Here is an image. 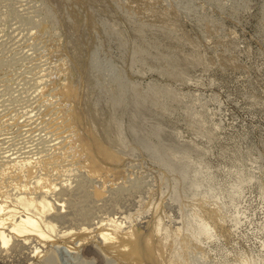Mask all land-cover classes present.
<instances>
[{
  "label": "rangeland",
  "instance_id": "obj_1",
  "mask_svg": "<svg viewBox=\"0 0 264 264\" xmlns=\"http://www.w3.org/2000/svg\"><path fill=\"white\" fill-rule=\"evenodd\" d=\"M134 2L144 5L147 9L145 12L170 13L168 12L170 9H176L182 28L180 30L189 34L182 36L184 39L180 37L175 40L174 37L177 35H183L179 30H166L167 34L159 31L158 35L156 31L153 33L138 31L142 25L139 23L142 14L134 11ZM60 3L63 12L59 8ZM147 7L151 9L148 10ZM73 8L81 14L74 16L76 11ZM75 19H78V26L70 24L71 20ZM160 36H163V39ZM165 37L169 38L164 40ZM75 38L81 41L83 47L79 58L71 53L72 41ZM120 39L125 42L124 45L119 42ZM169 39L175 43L174 46L163 43ZM187 39L198 41L201 45L199 53L202 52L204 57L216 59L221 56L223 59L226 57V60L237 57L233 60L238 63L228 69L218 61H216L218 64L214 63L207 69L202 68L203 66L189 68L190 71L187 70V73L191 75V80L179 83L166 74L165 64L164 66L162 63L159 65L154 62L156 58L166 62L176 60L181 50L184 52L190 50ZM139 47L141 48L138 49ZM147 47L149 51H146ZM153 49L156 51H152ZM94 54L97 55L96 58ZM151 56L153 61L147 58ZM41 75L44 76L41 86L36 89L34 82L37 80L36 77ZM89 78L91 83L87 82ZM121 83L124 84V88ZM131 85L134 88L139 86L135 91L140 93L141 99L155 103L158 101L161 104L164 110L162 117L158 116L154 122L149 120L152 124L148 120L141 122L134 117L136 114L131 110L130 97V92L134 88ZM121 89L124 99L121 100L114 117L120 121L126 138L134 142V147L126 150L120 160L115 162L107 160L103 155L96 156L90 145L91 141L83 135L84 128L81 130L80 126L71 122L70 116L75 108L84 112L86 98L89 105L96 108L100 117L107 119L110 113H107L105 106L117 99ZM144 92L145 94H142ZM156 92L159 94L156 95ZM178 94L182 96V100L177 101L173 97ZM36 96L39 97L35 98ZM0 103V153H5V150L15 153L24 150L25 146L27 152L32 147L29 153L39 149L41 152L42 147L51 150L50 146L56 143L55 148L65 153L64 163L73 171L71 177L79 176L86 179L87 190L83 191L82 195L85 197L80 196L83 194L82 191L81 194L71 197V207L66 208V211L70 210L72 213L67 211V216L61 222H57L60 227L76 229L107 215L124 217L126 222L129 221L130 218L127 219V216L130 215L132 225L125 224L131 226V230L140 229L146 236L150 223L159 218L160 229L150 236V245L143 255L141 264H170L174 259V245L178 242L173 230L182 223V211L179 202H176L173 196L174 178L164 172V167L159 160L154 159L155 155L150 156L152 155L150 151L153 152V149L163 144L164 140L159 141L162 136L157 134L158 129L165 127L167 130V127L171 126L169 127L171 130L167 131L170 132V137L176 136L173 139L182 135L181 139L189 138L195 143L198 139V144L209 145L208 151H196L192 155L200 157L201 162L206 164L205 166L208 165L211 176L214 175L213 184L215 187L219 186L217 188L221 191L216 188L217 192L222 193V201L226 204L221 209V216L219 214L218 219L205 215L209 217L206 219L214 227L213 238L211 236L209 241L208 238L204 239L206 241L202 240L203 249L198 248L200 253L196 251L197 247H194V250L190 248L189 250L195 252L191 256L194 259H190L195 260L194 264H233L244 256H250L257 259L259 257L260 262L262 261L260 264H264V0H0ZM129 113L133 116L131 117ZM28 114L32 120L34 116L37 118L34 117L35 124L40 120V124L36 126L33 124L29 130L23 128L25 123L22 124L21 120L24 122L30 118L27 117ZM191 114L194 115L192 118L196 114L202 116L204 129L193 123L195 119L189 116L191 121L188 117ZM24 115H27V118ZM157 119L158 122L161 120V125L157 124ZM155 122L156 124H153ZM13 123H16V126ZM144 123L150 127L153 125L152 130L157 128L156 134L155 131H149L151 128ZM156 125L158 127L153 128ZM14 126L20 133L14 131L16 130ZM37 126L39 128H36ZM193 129L197 130L198 135ZM205 129L212 130L214 135L208 136V130ZM43 130L52 137L44 135ZM137 130L146 140L145 145L143 144L146 152L141 149L143 146L135 143V136L139 134ZM180 131L183 134H178ZM30 132L32 134L37 132L39 135L31 137L33 135L29 134ZM27 133L30 137L26 136ZM148 134L149 136L152 134L151 138ZM196 135L197 137L200 135L199 138L203 137L200 140ZM53 138L56 139L52 141ZM42 140L45 141L44 145ZM54 141L56 142L52 143ZM152 142L155 143L152 145ZM150 145L152 149L148 147ZM14 147L19 149L14 151ZM55 148L53 146V149ZM34 154L36 155V152ZM76 169L80 171L77 172ZM162 173L167 175L165 184L159 179ZM238 179L248 180L242 182V191L239 192L241 194L227 195L231 183ZM95 183L96 185H93ZM97 184L103 190L100 197L95 196L93 192ZM229 196L234 197L231 199L232 202ZM63 198L68 196L64 195ZM156 201L158 208L154 209L151 204ZM36 242L32 243L38 252L32 253L31 257V254H28L30 245L25 246L23 252H9L10 254L4 255L0 251V264H121L114 255L102 253L94 238L85 244L61 239L47 241L44 244ZM92 246L101 252L102 260L98 261L93 253L87 252ZM161 246L164 247L163 253L159 251Z\"/></svg>",
  "mask_w": 264,
  "mask_h": 264
},
{
  "label": "bare ground",
  "instance_id": "obj_2",
  "mask_svg": "<svg viewBox=\"0 0 264 264\" xmlns=\"http://www.w3.org/2000/svg\"><path fill=\"white\" fill-rule=\"evenodd\" d=\"M131 7H132V5H131ZM162 7H163V5H162ZM59 8L62 11V9H63L62 3H60ZM149 8H148V10H149ZM73 9H74V11H76V14H74V16L81 14V13H78L75 8H73ZM145 10H147V9H145L144 5L139 4L137 2L134 4V11L137 12V13H141L142 14V16L140 17L141 20H139V23L141 22L142 25H140L141 27L138 25L140 27L138 29V31H143V32L151 31L152 33L154 31H156L157 35H158V33H160L159 31H161L163 34H167L166 30H179L180 31L179 33H182L183 35H177L176 37H174L175 40L180 38V37H182V36L184 37V35H188L189 34V32L188 33H186V32L183 33L180 30L182 28L180 26V22H179V19H178V14L175 11L176 9L175 10H173V9L171 10L170 9L168 11L170 13H167L166 11H165L166 13H163V11L162 12H159V11L158 12L157 11H150V12L147 11V12H145ZM131 11H133V10L131 9ZM114 20H115V18H114ZM134 20H135V18H134ZM70 24L72 26H78V19H75L73 21L71 20ZM138 26H137V28H138ZM131 27H132V24H131ZM136 33H139V32H136ZM174 35H175V33H174ZM167 36H170V35H167ZM143 37H144V35H143ZM162 37H161V39H163ZM185 37L187 38V36H185ZM191 37L192 36H190V38ZM167 38H169V37H167ZM167 38L165 37L164 40L167 39ZM188 38H189V36H188ZM147 39L149 40V38H147ZM148 40H146V41H148ZM187 40H188L187 43L190 44V50H188L187 52L186 51L184 52L183 50H181V52H179L176 60H174L172 62L169 61L171 64L168 61L167 62L166 61H161L162 60L161 58L157 59L156 57H155L156 61L154 62V64L156 62L158 64L162 63V65L165 64L166 66L165 65L164 66L166 67V74L169 77H171L172 79H175L179 83H185V82H188V81L191 80V78H190L191 75H189L187 73V70H189V68H195V67H198V66H203L202 68L207 69L212 64L217 63L216 61H218L222 66H224V68L226 67L228 69L229 67L233 68V66H236L237 63H238V62L233 60V59H236L237 57L233 58L232 60H226L225 56H224L225 59H223L221 56H218L216 59L210 58L208 56L204 57L201 54L202 52L199 53L198 49H199V46H201V45H199L198 41L191 40V39L190 40L187 39ZM72 42H73V45H72V48H71V53L73 54V56H75L77 58L81 57L82 50H83L81 41L78 38H75V39H73ZM119 42L122 45H124V43H125V42H123L122 39H120ZM138 43H140V42H138ZM163 43H166L167 46L168 45H170V46L171 45L172 46L175 45V43L170 41V39L168 41L163 42ZM167 46H165V47H167ZM140 48L141 47H139L138 49H140ZM89 50H90V48H89ZM147 50H148V47H147L146 51ZM154 50L156 51V49H153L152 51H154ZM155 53H157V52H155ZM142 54L145 55L146 53L145 54L142 53ZM94 55H95L94 58H96L97 55L96 54H94ZM146 55H148V54H146ZM165 55H167V54H165ZM153 56H155V55H153ZM171 56L172 55H170V57ZM147 58H148V60L149 59L152 60L153 57L151 56L150 58L149 57H147ZM230 58H232V57L230 56ZM227 59H228V57H227ZM154 64H153V66H154ZM168 64H169V66H168ZM239 64H241V63H239ZM103 66H105V65H103ZM163 69H165V68H163ZM105 72H107V71H105ZM113 72H114V70H113ZM29 73H28V76H29ZM39 74H41V73H38V75ZM42 77H44V76L41 75L40 77H38V76L36 77L37 80L35 79L36 81L34 82V84L36 83V89H38L41 86ZM80 78H81V76H80ZM78 81H79V79H78ZM28 82H26V86H27ZM87 82L91 83L90 78L87 79ZM9 84H8V87H9ZM42 84H44V83H42ZM129 84H130V82H129ZM122 85H123V88H124V84L121 83V86ZM65 86H67V85H65ZM131 86H133V85H131ZM131 86L130 87L128 86V87L131 88ZM78 87L80 88V86H78ZM136 87L137 86H135V88H134V86H133V88H134L133 91L130 89L132 91V92H130L131 93L130 97L132 99V101H131L132 102V109L131 110L134 111V113L136 114V116H134V117H137L136 119L141 121V122H142V120H144V122H145V120L146 121L150 120V121L154 122V120H156V118L158 116L161 115V117H162V114H163L164 110L160 106L161 104H159L158 101H156L157 103H155L154 101L152 102V101H149L147 99L146 100L141 99V97L139 95L140 93L138 94V91L137 92L135 91ZM81 90H82V88H81ZM153 90H155V89L153 88ZM67 91H68V89H67ZM122 91H123V89H121V92L119 91V93H121V94L119 96H117L116 100H114L113 102H111L109 104H106V106H105L106 107V111H107V113L108 112L110 113V115L108 116L107 119L106 118H104V119L101 118L99 113H98V111L96 110V108L90 106L86 98L84 100V105H85L84 108H83L84 112H83V110L81 112L80 111L81 109L77 110L75 108L71 112V116H70L71 122H73L76 126H80L81 130H83V128H84L83 131L85 132V134L83 133V135H85L91 141L90 145L93 147L94 153L96 154V156L97 155H101V156L103 155L107 160L115 161V162H118L120 160V157L124 154V152H126V150L132 149L134 147V142L133 141L130 142V140H128L126 138V136L124 135V132L122 130V126L119 123L120 121L118 122L116 117H114V115L118 111L119 104L121 103V100L124 99V98L122 99V96L124 95V93ZM159 91H161V90H159ZM33 92L34 91H32V93ZM34 94H33V96H34ZM142 94H145V92L142 93ZM157 94H159V93L156 92V95ZM25 95H27V94H25ZM165 95H164V97L167 96V95L166 96ZM160 96H161V94H160ZM38 97L36 96L35 98H38ZM167 97H169V96H167ZM173 97H175V99L178 101V100L181 99L182 96L178 94L177 96H173ZM22 98H24V97H22ZM26 98H27V96H26ZM149 98L150 97H148V99ZM151 98L154 99V97H151ZM158 99H160V97H158ZM163 99H165V98H163ZM25 101H26V99H25ZM163 102H164V100H163ZM16 103L18 104V102H16ZM35 103H38V102H35ZM28 105H29V103H28ZM35 105H34V107H35ZM13 109L10 108V110H13ZM23 110H25V109L23 108ZM187 111L188 110H186V112ZM39 113H41V112H39ZM83 113H84V115H83ZM130 113H133V112H130ZM130 113H129V115H131V117L133 115H135L134 113H133V115L130 114ZM16 116H18V114ZM26 116H25V118L30 117L29 114H28L27 117ZM31 116H32V114H31ZM189 116H191V118H192L194 115L192 116V114H191V115H188V117ZM9 117H10V115H9ZM34 117H33V120H34ZM12 118H13V116H12ZM160 118H158V119H160ZM42 119H41V121H42ZM158 119H157V124H160L161 120L158 122ZM192 119L193 120L195 119V122L193 121V123L197 124L198 127L204 129L203 128L204 127V121H203L204 119L202 118V116L200 114H196L195 117L192 118ZM192 119H191V121H192ZM18 120H19V118H18ZM21 120H22V124L25 123L23 128H26V129H28L29 127L31 128V126L33 124L35 126L40 124V120H39V122L37 124H35L34 122H36V121H33L31 117L28 118L27 120H25L24 122H23V119H21ZM128 120H130V119H128ZM10 122H12V120H10ZM17 122H20V121H17ZM13 124H11V125H13ZM83 124H84V126H83ZM138 124L140 125V123H138ZM153 124H156V122L153 123ZM165 124H167V123H165ZM160 125H159V127H160ZM189 125H191V124H189ZM15 126H14V128H15ZM20 126H19V128H20ZM39 126H41V125H39ZM146 126H148V125H146ZM205 126H206V124H205ZM148 127H150V126H148ZM156 127H158V126L156 125L153 128H156ZM169 127H171V126H169ZM169 127H167V130H169ZM36 128H39V127L37 126ZM36 128H34L35 131L37 130ZM164 128H162V129L160 128L161 132L158 129L159 133H157V134H159L160 137L161 136L164 137L166 140L163 139L162 137L161 138L159 137L160 138L159 141H161V140L163 141L164 140L163 144H162V146L160 145L159 148H156L155 150L153 149V152L150 151V153H152V155H150V156L155 155L156 157H154V159L155 160H159L160 164L164 167V172L166 174H170V176H172L174 178V179H172L173 182L175 181L174 188H173V192H174L173 196L176 199V202H179L180 210L182 211V223L178 227H175V229L173 230L174 234L177 236L178 242L175 243V245H174V259L171 261L170 264H194L195 260H192L194 258L191 257L192 253L194 252L193 251L194 247H197V249L200 248L202 246L201 245L202 242H203L202 240L208 238V241H209V238H211L212 234L214 233L213 232L214 227H213L212 223L206 219V217L210 216V218L213 217V219L214 218L218 219V216L220 214L221 209H223V206H225L226 204L222 201L223 200L222 199L223 196L221 195L222 193L221 192H217L218 191L217 189L220 190V188H217L219 186L215 187V185L213 184V179H212L213 177L212 176H214V175L211 176V173L209 172L210 170H208V165L205 166L206 164L204 165V163L201 162L200 157H198V156L195 157V156L192 155V153H194L196 151H201V150H203V151L207 150L208 151L209 145L206 144V146H205V145L202 144L203 145L202 146L201 144H198L197 143V141L199 142L198 139H197L196 143L193 142L194 140L192 141L189 138H188V140H185L184 139L185 137L183 138L184 139L183 140V139L180 138L182 136L181 134H183V133H181V131L178 132V134L180 133L181 136L177 134L180 137L176 138V139H173V137L175 138L176 136L172 137V135H171L172 138L170 137V132L169 131L171 129L169 131H167ZM206 128H207V126H206ZM214 128H215V125H214ZM43 129H45V128H43ZM47 129H49V128L47 127ZM156 129L152 130V128H151L149 131H151V130H152V132L155 131L154 133L156 134V131H157ZM210 129H212V128H210ZM210 129L209 130L207 129L208 130V132H207L208 136L209 135H214L213 131L210 130ZM17 130H19V129H16L14 131H17ZM131 130H133V128H131ZM190 130H192V129H190ZM194 130L195 129H193V131ZM172 131L174 132V134L176 133L174 131V128H173ZM176 131H178V130H176ZM195 131H196L195 134H197V130H195ZM17 132H19V131H17ZM26 132L27 131L25 130V133ZM31 132L29 134L33 133V132L32 133ZM44 132L45 133H43V134L47 135L46 131H44ZM47 132L49 133V130ZM133 132H134V130H133ZM145 132H146V129H145ZM23 133H24V131H23ZM137 133H139V134H137L138 137H136L137 135L135 134L136 135L135 136V143L143 146L142 148L140 146V148L144 149V145H145V141L146 140L143 137V135H141L140 132H138V130H137ZM29 134L27 133L26 136L28 137ZM36 134H37V132H36ZM36 134H32L33 136H31V137H35L34 135H36ZM199 134L202 135V133H200V132H199ZM22 135L24 136V134H22ZM37 135H39V134H37ZM40 135L43 136L41 134V132H40ZM149 135L150 134H148V136ZM197 135H196V137H197ZM47 136H48V138L52 137V135L51 136L47 135ZM151 136H152V134H151ZM151 136H149V137L151 138ZM190 136H193V135L190 134ZM199 136L197 138H199ZM29 137H30V135H29ZM201 137H203V136H201ZM45 138H46V136H45ZM156 138L158 139V137H156ZM55 139L53 138L52 141L55 140ZM56 141H54L52 143H55ZM151 141H153V140H151ZM34 142H36V141L34 140ZM42 142H43L42 145H44L45 141L42 140ZM28 143H30V142H28ZM154 143L152 142V145ZM10 144H8V145L10 146ZM18 144H19V142H18ZM40 144L41 143H39V145ZM158 144H160V143H158ZM45 145H46V143H45ZM55 145H56V143L51 145L52 147L49 145L51 150L50 149L49 150L44 149L45 146H44V148L43 147L41 148V146L37 147L38 149L41 148L42 150H41V152H40V149H39V151H35L36 155L34 154L35 152H32L34 155L32 153H29L32 147L30 148L29 152H27L28 150L26 151L27 148L25 149V147H26L25 145H24L25 147L23 148L24 150H22V151L19 150V151L15 152V153H10L7 150H5L6 152L3 150V152H5V153H0V251H2V253H4V255H5V253H9V252L17 253L18 251H22V249H24L25 246L29 247V245H30V247H29L30 250L28 249L29 250L28 254H31L30 255V257H31L32 253H37L38 252V249L32 243L33 241H37L36 243L44 244L47 241H52L54 239H61L62 241H75V242H77L79 244H85V243H88L89 239L94 238L96 243L98 242L97 245L99 246V249H100V251L102 253L114 255L120 261L121 264H141L143 255H144L145 251H147L148 245H150V236L152 234H154L155 232H158L159 229H160L159 218L156 219L155 221H152L150 223V228H149V231H148L149 233L146 236H144L142 234L143 232L140 229H138L137 231L131 230V228H130L131 226H129V225H132V223L130 222L132 220L130 215L127 216V219L130 218V219H128L129 221H126V222H125V218L124 217H116L114 215H112V216L107 215L105 217H102V218L98 219L97 221H94V223L90 222L88 224V223L85 222L86 224H84V226L80 225L81 227L76 228V229H72L71 228L72 230H68L66 228L60 227L57 224V222H61L62 219H64L67 216V214H66L67 211L71 212L70 210L66 211V208H70L71 207L70 206L71 205L70 204L71 197H73V196H75L77 194L79 195V193L81 194V191H82L83 194H81L80 196L83 197L82 196V195H84L83 191H85L87 189L85 188V185H86L85 184L86 183L85 180L86 179H84L82 177H79V176L78 177H76V176L71 177L70 174H72L71 172H73V171L69 170V167L66 165V163H64V160H65V158H64L65 155L64 154L65 153L63 154V152L60 149H58V150L61 151L60 152L61 154H60L58 152V150L55 148V147H57V145L56 146ZM152 145H150L148 147L151 148ZM207 145H208V147H207ZM27 146H28V149H29V145H27ZM49 146H48V148H49ZM53 146H54L55 149H53ZM155 146H156V144H155ZM14 148H13L14 151L19 149V148L18 149H16V148L14 149ZM11 149H9V150H11ZM38 149H35V150H38ZM33 150H34V148H33ZM57 152L59 154H57ZM145 152H146V150H145ZM152 159H153V157H152ZM71 165H72V163H71ZM78 170H77V172H78ZM90 170H92V169H90ZM91 174H93V173H91ZM166 174L162 173L159 176V179H160V181L163 184H165L166 181H167V175ZM237 174H238V172H237ZM83 175L84 174H82V176ZM244 176H243V178H245ZM74 177H76V178H74ZM248 178H250V177H247V179ZM172 180H170V181H172ZM249 180H251V179H249ZM216 181H217V179H216ZM246 181H248V180H246ZM246 181L243 180V179H238L235 183L232 181L233 183H231V185L229 186V188H228L229 190H228L227 195H231V196L237 195L240 191H242L241 190L242 182H246ZM93 185H96V183L93 184ZM97 186H98V184H97ZM97 186L95 187V189L93 188V190H94L93 192H94L95 196H99L100 197V195L103 194V192H102L103 190H102V188L100 189L99 186L98 187ZM223 192H224V190H223ZM240 194L241 193H239L238 195H240ZM64 195H67L68 198H63ZM80 196H78V197L80 198ZM174 198H172V200ZM228 198L232 202L231 199H233L234 197L230 198V196H229ZM228 198L226 197V199H228ZM75 199H77V201H78L77 197ZM75 199H73V200H75ZM80 202H81V200H80ZM174 202H175V200H174ZM73 203L76 204L77 202L75 201ZM151 206H152V208L157 209L158 208V202L156 201L155 203H152ZM225 209H226V207H225ZM86 213H87V211H86ZM205 215H208V216L205 217ZM233 215H235V214H233ZM220 216H221V214H220ZM88 218H89V216H88ZM234 218H235V216H234ZM236 218H238V217H236ZM86 221L88 222L87 218H86ZM233 222H236V221H233ZM125 223L129 224V225L127 226ZM236 223H238V222H236ZM212 238H213V236H212ZM204 241H206V240H204ZM32 244H33V246H32ZM188 245L189 246L192 245V247L190 246L189 248H187ZM93 246L89 247L87 252L90 251V253H93L98 258V261L102 260L101 259L102 258L101 257V255H102L101 252L96 250V248H94ZM190 248H192L193 250H189ZM163 249H164V247L161 246L159 248V251L161 253H163ZM201 249H203V248L201 247ZM201 249H200V251H201ZM26 250H25V252H26ZM196 251L199 252V249L196 250ZM26 255H27V252H26ZM19 256H20V254H19ZM2 257H3V255H2ZM200 257H201L200 260H202V255ZM190 258H192V259H190ZM261 262H260V258L259 257L257 259L256 257L253 258V257H250V256L249 257L244 256V257L240 258L239 260H236V262H233V264H260ZM16 263H17V261H16Z\"/></svg>",
  "mask_w": 264,
  "mask_h": 264
}]
</instances>
